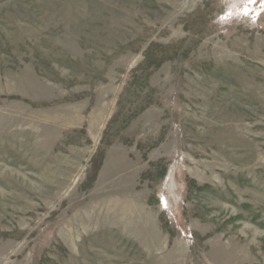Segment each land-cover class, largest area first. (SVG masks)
Instances as JSON below:
<instances>
[{"label":"rangeland","instance_id":"rangeland-1","mask_svg":"<svg viewBox=\"0 0 264 264\" xmlns=\"http://www.w3.org/2000/svg\"><path fill=\"white\" fill-rule=\"evenodd\" d=\"M0 264H264V0H0Z\"/></svg>","mask_w":264,"mask_h":264}]
</instances>
